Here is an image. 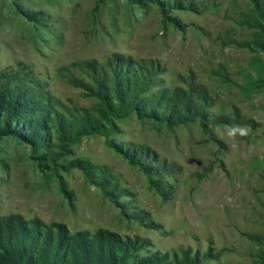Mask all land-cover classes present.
<instances>
[{"label": "rangeland", "instance_id": "obj_1", "mask_svg": "<svg viewBox=\"0 0 264 264\" xmlns=\"http://www.w3.org/2000/svg\"><path fill=\"white\" fill-rule=\"evenodd\" d=\"M143 2L0 0V250L264 264V0Z\"/></svg>", "mask_w": 264, "mask_h": 264}, {"label": "trees", "instance_id": "obj_2", "mask_svg": "<svg viewBox=\"0 0 264 264\" xmlns=\"http://www.w3.org/2000/svg\"><path fill=\"white\" fill-rule=\"evenodd\" d=\"M131 3H139L144 0H129ZM144 3V2H143ZM258 8V7H256ZM264 51V43L259 44ZM35 112L32 104L20 97L11 98L0 91V139L20 133L24 127L26 139L33 142L36 147H41L42 131L41 123L34 124L31 119ZM56 245V250H54ZM53 247L46 246L41 249L34 245L22 243L21 245L9 246L0 250V264H79L60 253L61 243H53ZM96 264H103L98 261Z\"/></svg>", "mask_w": 264, "mask_h": 264}, {"label": "clouds", "instance_id": "obj_3", "mask_svg": "<svg viewBox=\"0 0 264 264\" xmlns=\"http://www.w3.org/2000/svg\"><path fill=\"white\" fill-rule=\"evenodd\" d=\"M239 134L240 136H245L247 135V129L240 126V125H232L230 126L228 130V136L233 137L235 134Z\"/></svg>", "mask_w": 264, "mask_h": 264}]
</instances>
